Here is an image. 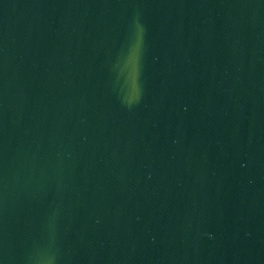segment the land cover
I'll list each match as a JSON object with an SVG mask.
<instances>
[{
	"label": "water",
	"instance_id": "obj_1",
	"mask_svg": "<svg viewBox=\"0 0 264 264\" xmlns=\"http://www.w3.org/2000/svg\"><path fill=\"white\" fill-rule=\"evenodd\" d=\"M0 264H264V0H0Z\"/></svg>",
	"mask_w": 264,
	"mask_h": 264
}]
</instances>
